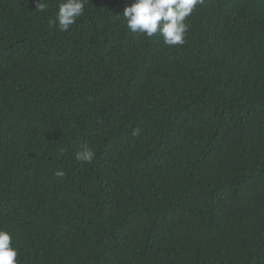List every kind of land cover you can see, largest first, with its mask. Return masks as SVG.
I'll return each instance as SVG.
<instances>
[{"label": "trees", "instance_id": "obj_1", "mask_svg": "<svg viewBox=\"0 0 264 264\" xmlns=\"http://www.w3.org/2000/svg\"><path fill=\"white\" fill-rule=\"evenodd\" d=\"M38 2L0 0L19 264H264V0H203L176 46L127 28L132 0H88L67 31Z\"/></svg>", "mask_w": 264, "mask_h": 264}, {"label": "clouds", "instance_id": "obj_2", "mask_svg": "<svg viewBox=\"0 0 264 264\" xmlns=\"http://www.w3.org/2000/svg\"><path fill=\"white\" fill-rule=\"evenodd\" d=\"M87 3L88 0H59L53 24L60 31L69 30L84 14ZM202 3L203 0H132L130 5L124 7L122 15L131 32L149 38L159 33L164 44L183 45L189 29L185 21L196 6ZM35 8L45 12L48 3L46 0H39ZM134 134H138V130ZM74 155L78 162L92 163L95 152L87 144H83ZM55 175L63 178L65 172L57 169ZM12 239L9 231L0 228V264H19L18 249L12 245Z\"/></svg>", "mask_w": 264, "mask_h": 264}]
</instances>
